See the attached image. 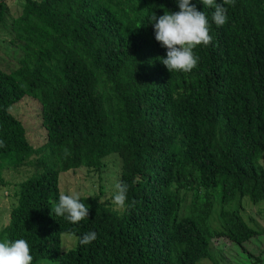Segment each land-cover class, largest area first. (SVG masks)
<instances>
[{
  "label": "trees",
  "instance_id": "16d2710c",
  "mask_svg": "<svg viewBox=\"0 0 264 264\" xmlns=\"http://www.w3.org/2000/svg\"><path fill=\"white\" fill-rule=\"evenodd\" d=\"M23 1L11 22L20 66H0V165H26L32 176L0 242L25 239L32 264H220L221 238L247 250L264 231L231 206L247 198L264 211V0H233L220 27L213 8L191 0L212 42L194 49L190 73L163 65L167 49L151 23L178 12L176 0ZM8 10L0 0V26ZM25 97L42 108L39 148L13 113ZM109 167L118 168L114 188L129 186L125 208L100 184L80 195L89 216L79 224L51 214L62 173ZM89 231L94 242L62 250L64 234Z\"/></svg>",
  "mask_w": 264,
  "mask_h": 264
},
{
  "label": "rangeland",
  "instance_id": "374dc122",
  "mask_svg": "<svg viewBox=\"0 0 264 264\" xmlns=\"http://www.w3.org/2000/svg\"><path fill=\"white\" fill-rule=\"evenodd\" d=\"M8 4L9 10L6 21L0 26V66L6 71H12L20 66L23 53L11 43V22L13 18L21 14L24 1L8 0ZM25 98L19 104L17 103V106H13H16L13 113L26 128L31 145L34 148H39L46 143L47 139L42 127V108L40 103L33 98ZM107 164L112 165V161L108 160ZM31 171L32 168H28L26 165L17 169L5 166V164L0 165V233L9 222L11 209L17 205L20 184L32 176ZM116 171H118V168L109 167L99 174L89 173L86 169L62 173L60 175V193L69 194L74 192L79 196L94 195L100 193L99 186L102 184L107 187L106 193L111 196L115 191L114 183L118 180V177L113 175ZM115 174H118V172ZM239 206L242 207V213L249 224L255 229L264 231L263 206L254 205L246 198L242 201L237 200L231 206V209H236ZM218 209L219 207H217ZM211 218H213V226L220 228L222 220L219 217V212L215 211ZM76 240L77 238L74 236L64 234L62 236V250L67 251L73 248L76 245ZM246 247L248 251L239 245L233 244L228 239H217L213 244L215 259L220 264H264V233L254 238ZM221 257H223V261ZM200 264H214V262L204 260Z\"/></svg>",
  "mask_w": 264,
  "mask_h": 264
},
{
  "label": "clouds",
  "instance_id": "9594fccd",
  "mask_svg": "<svg viewBox=\"0 0 264 264\" xmlns=\"http://www.w3.org/2000/svg\"><path fill=\"white\" fill-rule=\"evenodd\" d=\"M178 12H168L157 17L154 13L151 16V23L155 30V39L167 49L166 58H160L163 65L169 72L190 73L198 64V57L194 49L199 46H208L212 42L209 34V20L205 12L198 11L191 3V0H176ZM206 8H213L212 21L217 27L227 22L226 5L232 4L233 0H201ZM4 142L0 141V147ZM65 156L70 153L64 149ZM129 186L126 183H116L113 194V204L117 209L125 208L127 204V193ZM128 207H134L135 201ZM62 217L73 225L79 224L89 216V208L80 202L77 193L59 194L58 202L55 203L51 214ZM80 245H89L97 239L94 231L85 233L77 238ZM33 257L30 254V247L25 239L15 241L5 240L0 242V264H32Z\"/></svg>",
  "mask_w": 264,
  "mask_h": 264
}]
</instances>
